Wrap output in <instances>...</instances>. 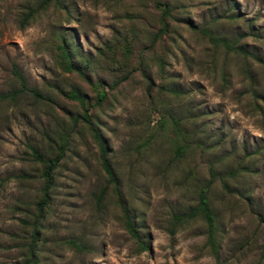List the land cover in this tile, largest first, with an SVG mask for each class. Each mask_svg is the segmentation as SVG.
<instances>
[{
  "label": "rangeland",
  "instance_id": "rangeland-1",
  "mask_svg": "<svg viewBox=\"0 0 264 264\" xmlns=\"http://www.w3.org/2000/svg\"><path fill=\"white\" fill-rule=\"evenodd\" d=\"M37 1L0 0V264H19L25 254L40 185L31 148L48 153L63 139L37 264H215L202 245L199 216L171 223L172 214L195 204L209 171L218 258L264 264V102L254 105L252 95L264 96V0H175L180 16L196 26L228 40L241 34L240 48L258 60L191 30L180 17L163 63L165 82L177 93L148 96L134 68L91 108L120 193L148 241L144 250L123 227L109 186L95 199L105 183L97 145L68 117L80 113L77 102L58 91L91 90L60 68L52 41L63 38L77 60L92 64L96 48L115 32L133 26L147 35L156 11L150 0H63L19 26ZM144 53L142 66L157 81L152 54ZM14 68L27 89H18ZM168 113L178 119L181 152L171 144L169 124L159 123Z\"/></svg>",
  "mask_w": 264,
  "mask_h": 264
},
{
  "label": "trees",
  "instance_id": "trees-1",
  "mask_svg": "<svg viewBox=\"0 0 264 264\" xmlns=\"http://www.w3.org/2000/svg\"><path fill=\"white\" fill-rule=\"evenodd\" d=\"M63 0H38L34 6H28L21 13L19 26L30 22L35 16L44 11L50 5L62 6ZM152 8L156 11L154 22L148 28V34L144 37L138 34L137 29L133 26L115 32L107 41L103 42L100 47L96 48L97 61L89 64L88 61H79L76 53L63 38H54L52 41L56 53V60L60 68L64 71L74 72L81 80H83L91 90V94L80 91L77 88H71L66 91L58 90L64 97L77 102L80 107V113L68 117L72 123H81L89 132L92 139L97 145L99 151V162L105 173V183L100 187L95 195L96 200H100L105 187L109 186L113 195V201L121 216L122 225L128 234L135 240L138 250H144L148 247L146 237L141 234L137 225L135 214L126 204L119 190V181L111 167L108 157V145L103 138L98 125L96 124L91 108L102 105L106 102L107 97L113 95V89L124 82L131 74L134 68L139 70L145 84V92L151 97H160L163 93H177V89L167 85L163 75L164 56L167 52V42L172 41L175 32V23L180 19L181 12L175 0H150ZM229 16V15H226ZM182 18V17H181ZM183 19V20H182ZM181 21L193 31L205 34L208 39L219 43L226 49H232L243 55H250L252 58L258 57L251 52H247L240 48L237 43L241 38V34L228 40L223 35H214L208 27H198L188 18H182ZM150 50L154 62L156 64L157 81L142 66L145 60L144 50ZM135 63V64H134ZM14 74L18 82V89H27L24 85V79L21 73L14 68ZM91 73L94 74L92 77ZM223 77V74H222ZM28 90L37 95V93L28 88ZM254 105H257L258 99L264 102V96L254 93ZM93 99V101H91ZM169 122H168V119ZM167 118L163 117L159 120L162 127L170 126L171 144L176 152L183 149L180 144L181 133L178 119L168 113ZM66 141L63 139L55 144L53 151L41 153L31 148L32 157L40 164V185L38 195L34 200V207L30 215L29 231L26 240V250L19 264H37L39 256V243L41 241L42 221L44 219L46 208L49 204L50 188L53 185V172L57 165V161L63 153ZM183 151V150H182ZM209 178L202 183L197 189L196 202L193 206L182 214H172V222H179L190 217L199 216L204 224L205 238L203 246L213 256L215 264H228L229 260L218 258L219 244V219L209 200L208 191L213 181V173L209 171ZM221 185L226 188L224 181ZM68 243L77 245L74 240H67Z\"/></svg>",
  "mask_w": 264,
  "mask_h": 264
}]
</instances>
